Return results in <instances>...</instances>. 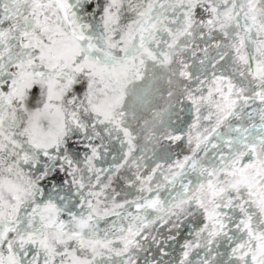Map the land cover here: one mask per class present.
Wrapping results in <instances>:
<instances>
[{"label": "snow or ice", "instance_id": "obj_1", "mask_svg": "<svg viewBox=\"0 0 264 264\" xmlns=\"http://www.w3.org/2000/svg\"><path fill=\"white\" fill-rule=\"evenodd\" d=\"M0 264H264V0H0Z\"/></svg>", "mask_w": 264, "mask_h": 264}, {"label": "water", "instance_id": "obj_2", "mask_svg": "<svg viewBox=\"0 0 264 264\" xmlns=\"http://www.w3.org/2000/svg\"><path fill=\"white\" fill-rule=\"evenodd\" d=\"M185 235H186V233H185Z\"/></svg>", "mask_w": 264, "mask_h": 264}]
</instances>
